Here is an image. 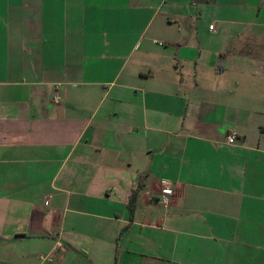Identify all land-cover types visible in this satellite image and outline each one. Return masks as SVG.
I'll return each instance as SVG.
<instances>
[{"label":"crops","instance_id":"0c3cea01","mask_svg":"<svg viewBox=\"0 0 264 264\" xmlns=\"http://www.w3.org/2000/svg\"><path fill=\"white\" fill-rule=\"evenodd\" d=\"M0 264H264V0H0Z\"/></svg>","mask_w":264,"mask_h":264},{"label":"built area","instance_id":"2783aa9c","mask_svg":"<svg viewBox=\"0 0 264 264\" xmlns=\"http://www.w3.org/2000/svg\"><path fill=\"white\" fill-rule=\"evenodd\" d=\"M236 136L234 134V132H231L228 137H227V141L229 143H233L235 140ZM161 185H162V189H161V196L159 198V202L162 204H166L168 201V197L169 195L173 192V188L170 187L171 185L169 184V182L167 181H161ZM58 245H60V243L58 242Z\"/></svg>","mask_w":264,"mask_h":264}]
</instances>
